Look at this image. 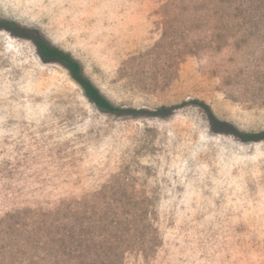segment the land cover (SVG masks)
<instances>
[{"label": "rangeland", "instance_id": "374dc122", "mask_svg": "<svg viewBox=\"0 0 264 264\" xmlns=\"http://www.w3.org/2000/svg\"><path fill=\"white\" fill-rule=\"evenodd\" d=\"M263 7L0 0V264H264Z\"/></svg>", "mask_w": 264, "mask_h": 264}, {"label": "trees", "instance_id": "16d2710c", "mask_svg": "<svg viewBox=\"0 0 264 264\" xmlns=\"http://www.w3.org/2000/svg\"><path fill=\"white\" fill-rule=\"evenodd\" d=\"M257 3L264 5V0H230L232 10L237 11L239 14L247 15L254 12L255 4ZM0 28L7 29L17 35L31 39L35 45L37 53L42 59L59 61L68 70L73 80L80 86L85 98L94 104L99 110L117 115L131 112V109H127L111 102L89 79V77L85 75L80 62L77 59L62 49L47 42L45 39L40 37L35 30L21 26L15 21L5 20L2 18H0ZM170 109L171 107L161 106L155 112H157L156 115H162L163 111ZM207 111L217 128H219L220 125H224L222 121L217 120L212 115L210 109H207ZM231 132L243 141L264 140V130L258 132H247L231 127Z\"/></svg>", "mask_w": 264, "mask_h": 264}]
</instances>
